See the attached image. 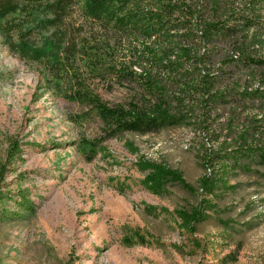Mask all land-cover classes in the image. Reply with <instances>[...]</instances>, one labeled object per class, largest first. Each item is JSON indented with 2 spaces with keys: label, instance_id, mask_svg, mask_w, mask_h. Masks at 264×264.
Returning a JSON list of instances; mask_svg holds the SVG:
<instances>
[{
  "label": "rangeland",
  "instance_id": "obj_1",
  "mask_svg": "<svg viewBox=\"0 0 264 264\" xmlns=\"http://www.w3.org/2000/svg\"><path fill=\"white\" fill-rule=\"evenodd\" d=\"M43 68L11 52L0 36V171L5 165V190H26L36 205L29 217L0 219V264H221L228 254L237 256L229 264H264L262 166L230 176L234 188L215 191L216 209L194 231L174 212L199 201L206 151L253 119L264 124V97H231L215 106L205 135L178 126L112 136L100 118L79 117L88 106L46 92ZM231 71L227 87L238 80L264 88L263 67L254 71V83L247 69ZM92 86L109 104L139 98L134 83L94 79ZM13 141L21 149L15 161L8 159ZM94 142L99 148L91 153ZM140 158L164 163L184 184L151 193L140 183ZM5 202L19 210L15 201Z\"/></svg>",
  "mask_w": 264,
  "mask_h": 264
},
{
  "label": "trees",
  "instance_id": "obj_2",
  "mask_svg": "<svg viewBox=\"0 0 264 264\" xmlns=\"http://www.w3.org/2000/svg\"><path fill=\"white\" fill-rule=\"evenodd\" d=\"M0 36L21 59L44 66L46 92L88 106L89 113L79 117L100 118L112 136L178 126L197 127L205 135L215 106L231 97H264V88L224 83L233 67L247 69L253 83L254 71L264 68V0H0ZM94 79L134 83L139 98L109 104L94 90ZM257 121L205 152L199 201L174 211L182 227L194 231L209 217L216 209L215 191L234 188L230 176L252 175L259 165L264 169V124ZM95 144L91 153L99 148ZM126 146L135 150L130 142ZM20 151L13 141L8 159L19 160ZM136 166L144 174L141 185L153 194L170 183L184 184L162 162L140 158ZM5 169L0 219L29 217L36 205L26 190L4 189ZM7 199L19 210L7 208ZM236 259L228 254L221 264Z\"/></svg>",
  "mask_w": 264,
  "mask_h": 264
}]
</instances>
